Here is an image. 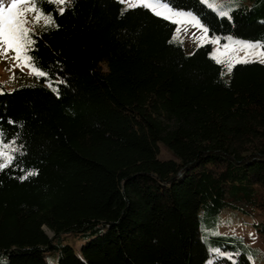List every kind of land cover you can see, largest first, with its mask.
<instances>
[{
	"label": "trees",
	"instance_id": "trees-1",
	"mask_svg": "<svg viewBox=\"0 0 264 264\" xmlns=\"http://www.w3.org/2000/svg\"><path fill=\"white\" fill-rule=\"evenodd\" d=\"M237 3L228 18L170 0L222 40L264 44V0ZM42 7L55 24L32 55L48 75L0 91L19 148L0 171V264H232L214 248L253 264L231 223L264 233V63L229 72L212 43L186 51L177 24L117 0Z\"/></svg>",
	"mask_w": 264,
	"mask_h": 264
},
{
	"label": "snow or ice",
	"instance_id": "snow-or-ice-1",
	"mask_svg": "<svg viewBox=\"0 0 264 264\" xmlns=\"http://www.w3.org/2000/svg\"><path fill=\"white\" fill-rule=\"evenodd\" d=\"M117 2L126 4L124 11L137 7L151 10L154 15L177 24V34L181 31L180 26L194 25L204 33V36L201 38L202 40L219 45V37L208 38L209 29L202 23L200 18L191 12L173 9L170 6V0H117ZM46 3L65 5L66 3L70 4L71 0H11L7 5H5L3 0H0V55L7 56L8 52L11 51L13 59L19 62L18 65L14 66H26L31 70L32 74L38 77H46L48 73L37 67L36 58L32 55L36 41L32 38L34 29L30 26V23H39L43 20L46 26L55 24L53 15L46 14L43 11L42 6ZM208 6L217 10L221 17L230 18V6L226 4V0H213ZM226 7L229 10H225ZM65 11L66 8L64 7L58 8L59 15H63ZM28 13L35 14L32 22L27 18ZM177 39L178 35H174L173 40ZM227 39L229 43L222 45L223 52L220 51V47L215 49V53L220 58H217V55L213 56L217 63L227 64V71L230 72L235 63H264V52L257 50L258 48H264V44L233 40L231 37ZM239 50H244L245 55L243 57L232 55ZM48 86H53L51 81ZM53 90L58 91L55 88ZM4 136L5 133L0 130V171L5 170L12 164L15 159L14 153L19 151V148L15 146V140L5 143ZM37 174L38 172L35 170H28L19 178L24 180L29 176ZM211 251L215 258H224L232 261V264H237L235 256H238L239 253H226L219 248H214ZM209 264H216V260H210Z\"/></svg>",
	"mask_w": 264,
	"mask_h": 264
},
{
	"label": "rangeland",
	"instance_id": "rangeland-1",
	"mask_svg": "<svg viewBox=\"0 0 264 264\" xmlns=\"http://www.w3.org/2000/svg\"><path fill=\"white\" fill-rule=\"evenodd\" d=\"M204 1L207 4H210L213 2V0H204ZM237 1L238 0H226V4L230 6V10H231L235 5L238 4ZM3 2L5 3V5H7L8 3L11 2V0H3ZM63 6L64 5H58V7H63ZM170 6L173 9H178L172 6L171 4ZM179 10L193 13L192 11H189V10H184V9H179ZM225 10H229V8L226 7ZM193 14L196 15L195 13ZM34 15H35L34 13L27 14V18L29 19L30 22L34 20ZM196 16L200 18L198 15ZM42 22L43 20H41L39 23L41 24ZM39 23H30V26L35 31L37 30V26L39 25ZM202 23L204 24L203 21ZM180 27H181V31L177 35L183 41L186 51L190 52L196 46L207 43L206 41L201 39L204 36V33L202 32L200 28L195 27L194 25H191V24L182 25ZM207 35L209 39L213 37L220 38L219 45L212 43V47H213L212 54L217 55V58H220V57L218 56V54L215 53V49L217 47H220V51L223 52L222 45L225 43H229V40L227 39L228 37H231L233 40L261 44V42L259 41L250 40V39L238 37L235 35H227L225 40H222V35L220 34L208 32ZM257 50L264 52V48H258ZM232 55L234 56L238 55V56L243 57L245 55V52L244 50H239L238 52H234ZM18 63H19L18 61H15L13 59V53L11 51L8 52L7 56L0 55V91L4 89H13L21 84L33 82L38 79V76L32 74L31 70L28 67L14 66V65H18ZM223 65L225 66L227 70V64L224 63ZM226 216H229V214ZM242 216L244 218L251 220V217L246 214H243ZM231 225H232V229L245 235L249 243L256 247V251L250 254L252 263L253 264H264V233L260 232L254 226L245 222L244 220L242 221L237 220L236 223L234 224L231 223ZM72 241L74 242L75 246L79 248L81 245L82 239L77 238V239H72ZM47 256L49 259H55L53 252H51L50 254H47Z\"/></svg>",
	"mask_w": 264,
	"mask_h": 264
}]
</instances>
